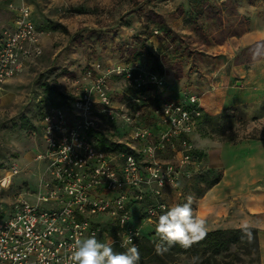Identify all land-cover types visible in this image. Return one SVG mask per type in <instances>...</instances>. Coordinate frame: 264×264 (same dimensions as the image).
Returning a JSON list of instances; mask_svg holds the SVG:
<instances>
[{"label":"rangeland","instance_id":"1","mask_svg":"<svg viewBox=\"0 0 264 264\" xmlns=\"http://www.w3.org/2000/svg\"><path fill=\"white\" fill-rule=\"evenodd\" d=\"M13 3L16 7L19 3L30 6L32 20L40 30L43 53L0 85V177L13 163L19 169L11 176L10 186L0 193L3 213L11 211L10 204L17 197L29 202L36 197L46 169V161L36 157L44 152L39 113L45 104L59 98L57 90L72 93L76 84L84 81V71L92 60L109 66L136 62L153 69L165 80L159 89L160 96L177 99L186 92L199 94L204 113L199 127L190 134L194 150L203 157L215 147L222 153V162L213 165L214 172L203 163L193 169L192 165L181 166L174 183L162 188L158 198L165 207L158 209L151 221L143 220L144 206L150 200L148 191L142 204L132 208L134 224L155 243L158 240L155 225L160 214L186 202L188 196H193L196 203L198 194L220 170L225 169L230 177L231 170L242 164L243 157L255 152L254 148L247 149V142H235L251 139L250 146L256 141L264 146V54L245 63L235 61L236 54L245 46L264 39V0H13ZM4 18L0 15V24L5 23ZM160 23H166L169 30L160 28ZM236 28L243 31L226 35ZM223 36L221 42L214 40ZM137 50H148L152 55L145 53L134 59ZM107 85L112 100L125 103L132 115L134 106L125 95L126 80L112 74ZM48 86H54L53 90H48ZM141 121L152 125L150 111L142 115ZM101 128L102 136L109 140L140 145L129 137L127 122L107 121L103 116ZM178 148V143L168 144L158 152V157L172 160ZM98 218L105 227H116L107 214L99 213ZM113 234L119 235L117 230ZM139 240L140 237L135 244L138 249ZM113 249L126 250L116 241ZM139 251V264H192L193 256L184 252L168 259L164 252L158 254L155 246L150 252L144 247ZM194 257H198L196 264H260L259 248L254 251L251 245L241 242L230 244L217 254L199 250Z\"/></svg>","mask_w":264,"mask_h":264},{"label":"built area","instance_id":"2","mask_svg":"<svg viewBox=\"0 0 264 264\" xmlns=\"http://www.w3.org/2000/svg\"><path fill=\"white\" fill-rule=\"evenodd\" d=\"M6 10L10 16L0 29V85L43 53L30 6L16 7L9 0ZM112 74L122 76L126 86L136 90L127 99L134 106L132 115L125 103L112 100L107 85ZM83 78L67 93V102H49L39 113L44 152L36 157L46 161L45 173L31 202L17 197L5 214L0 201V264H69L74 240L93 234L102 242L120 244L131 236L136 244L141 232L132 220V208L142 204L144 193L148 191L150 200L143 220L151 221L165 207L158 198L162 188L174 183L180 167L193 169L201 163L190 138L204 113L199 94L162 99L166 95L160 96L159 89L164 77L136 62L109 66L94 60ZM147 110L153 118L150 126L141 121ZM103 116L107 121L127 122L129 137L140 145L126 142L132 152L101 147ZM174 143L179 148L172 160L158 157ZM18 172L14 163L5 169L0 193ZM99 213L110 216L116 227H105Z\"/></svg>","mask_w":264,"mask_h":264},{"label":"crops","instance_id":"3","mask_svg":"<svg viewBox=\"0 0 264 264\" xmlns=\"http://www.w3.org/2000/svg\"><path fill=\"white\" fill-rule=\"evenodd\" d=\"M7 1L0 0V15L5 17L0 29L10 16L6 10ZM41 44L43 47L42 40ZM30 64L32 62L27 66ZM236 99L234 97L233 101ZM241 141L247 142V149L254 148L255 152L243 157L242 164L231 170L230 177L225 169L220 170L217 177L198 194L194 209L205 218L207 231L240 227L242 219H249L258 229L260 264H264V146L258 141L251 142L255 144L250 146L251 139L235 143ZM254 155L255 158H251ZM221 156V151L215 147L202 156L201 163L214 172L213 165L222 162Z\"/></svg>","mask_w":264,"mask_h":264},{"label":"clouds","instance_id":"4","mask_svg":"<svg viewBox=\"0 0 264 264\" xmlns=\"http://www.w3.org/2000/svg\"><path fill=\"white\" fill-rule=\"evenodd\" d=\"M261 54V50L257 48L253 58ZM194 203L195 198L188 196L186 202L175 204L158 216L155 225V236L158 238L155 250L158 254L176 245L185 249L191 248L205 238L206 220L194 209ZM253 226L247 218L240 221L242 239L251 240ZM113 243V241L102 242L94 234L83 238L77 237L71 246L68 262L69 264H139L140 251L131 236L121 244L125 251H114ZM197 260L198 257H193L192 264H196Z\"/></svg>","mask_w":264,"mask_h":264},{"label":"trees","instance_id":"5","mask_svg":"<svg viewBox=\"0 0 264 264\" xmlns=\"http://www.w3.org/2000/svg\"><path fill=\"white\" fill-rule=\"evenodd\" d=\"M156 15L159 16L158 13H156ZM159 27L165 31L169 30V26L166 23H160ZM242 31H243V29L236 28L234 30H230L228 32V34H226V35H230V34L234 35V34H238V33L242 32ZM224 38H225V36H223L222 38L221 37H215L214 40L216 42H221L222 40H224ZM257 48H259L261 50L262 54L260 56H262L264 54V39H259V40L253 41L252 43L245 46L239 53L236 54L235 61L237 63H245L246 61L251 60L253 58V55H254L255 51L257 50ZM145 53L152 55V53L149 52L148 50H146V51L137 50L133 54V58L137 59L138 57H140L142 54H145ZM93 61L94 60L90 61L89 64L87 65V67ZM147 69L161 76L160 73L154 71L153 69H151V68H147ZM147 87L148 86L145 85V86H142L141 89H145ZM53 88H54V86H48L47 87L48 90H53ZM135 91H136L135 89L128 87L127 92H126L128 94L125 93V95L127 96V99L129 98V96L131 94L132 95L135 94ZM56 93L58 94L59 98L55 101H51V103H53V104H60L62 102H67L68 98H70V96H68L67 93L60 92L59 90H57ZM161 98L165 99L168 97L164 96ZM157 99H158V97H157ZM100 146L103 148H109V149H118V148L122 149L123 148V149L127 150L128 152L133 151L126 144L120 143L117 141L109 140V138H107V136L101 137ZM251 232H252V238L249 241L247 238H244V239L241 238L242 233L240 231V227L210 230V231H207V235L205 236L204 239H202L198 243L194 244L191 248L185 249V248L180 247L179 245H176V246L169 248L167 251L164 252V254L168 259H171V257H173V255H175L178 252L188 253L191 257L192 256L194 257L196 252H198L199 250H203V251L209 250V251L217 254L222 250H226L230 244H236L238 242L245 243L247 245H251L253 247V250L255 251V250H258V248H259L258 229L256 227H252ZM138 246H139V250L142 247H144L146 252H150L151 250H153V248L155 246V242L150 235L141 234L140 240L138 242Z\"/></svg>","mask_w":264,"mask_h":264}]
</instances>
